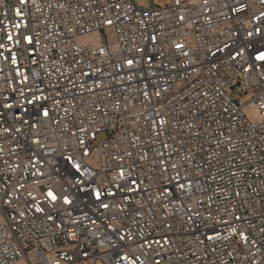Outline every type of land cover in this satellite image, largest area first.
I'll use <instances>...</instances> for the list:
<instances>
[{
  "label": "built area",
  "instance_id": "2783aa9c",
  "mask_svg": "<svg viewBox=\"0 0 264 264\" xmlns=\"http://www.w3.org/2000/svg\"><path fill=\"white\" fill-rule=\"evenodd\" d=\"M155 1L0 0V264H264V0Z\"/></svg>",
  "mask_w": 264,
  "mask_h": 264
},
{
  "label": "rangeland",
  "instance_id": "374dc122",
  "mask_svg": "<svg viewBox=\"0 0 264 264\" xmlns=\"http://www.w3.org/2000/svg\"><path fill=\"white\" fill-rule=\"evenodd\" d=\"M132 2L141 9H149L151 7L157 6L158 4L156 3L155 0H132ZM168 3V2H166ZM189 44H193V40H189ZM232 95V94H230ZM253 97V94L251 92H248L244 94L243 96H240L239 99L241 103L245 104L247 103L251 98ZM244 114L248 118L249 121L251 122H258L260 120V117L257 115V113L254 110H248L244 109ZM107 138V135L105 133H101L98 136V140L95 142V146H97L99 143L105 141Z\"/></svg>",
  "mask_w": 264,
  "mask_h": 264
},
{
  "label": "snow or ice",
  "instance_id": "6c2138e0",
  "mask_svg": "<svg viewBox=\"0 0 264 264\" xmlns=\"http://www.w3.org/2000/svg\"><path fill=\"white\" fill-rule=\"evenodd\" d=\"M256 59H257V60H260V61H264V52H259V53L256 55ZM129 63H131V61H129Z\"/></svg>",
  "mask_w": 264,
  "mask_h": 264
}]
</instances>
